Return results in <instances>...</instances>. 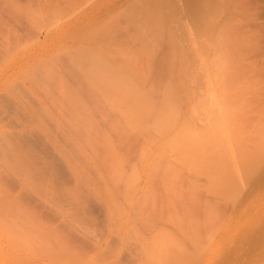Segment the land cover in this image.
Returning <instances> with one entry per match:
<instances>
[{"label":"rangeland","instance_id":"1","mask_svg":"<svg viewBox=\"0 0 264 264\" xmlns=\"http://www.w3.org/2000/svg\"><path fill=\"white\" fill-rule=\"evenodd\" d=\"M158 1L162 15L156 0H112L45 48L67 72L68 131L83 148L96 137L89 156L103 165L90 164L99 173L82 188L86 208L67 201L47 232L0 221V264H264V0ZM76 3L32 10L25 28L15 18L31 10L0 0V67L76 15Z\"/></svg>","mask_w":264,"mask_h":264},{"label":"bare ground","instance_id":"2","mask_svg":"<svg viewBox=\"0 0 264 264\" xmlns=\"http://www.w3.org/2000/svg\"><path fill=\"white\" fill-rule=\"evenodd\" d=\"M83 1H85L86 3ZM14 2H16L17 4H21V7L31 10L30 13H25L24 15L23 13L20 12L22 14V17H19L20 14L19 16H17L18 14L16 15L15 20L18 26L20 25L25 28L26 26H23L25 23L30 24L31 18L28 16V14H31V16L35 15L34 11L32 10H39L43 15L46 16L47 12L53 8L60 9L78 2L74 5L76 6V8H78V13L74 15L70 20L58 26L53 32L46 33L34 39L30 49L25 51L20 58L18 57L19 58V59L17 58L18 60L12 61L10 63H6L4 66L0 67V110L5 109L3 111H6L7 114L8 110L11 109L12 112L14 113H12L9 110V112L11 113L8 114H14V115L17 114L16 116H18V118L21 119V122L19 121L17 123L16 122L14 123V121L17 120L15 116L14 117L16 119L14 121L12 120L13 122L10 120V118L8 119L6 117L5 121L7 125L6 124L5 125L9 130L12 128L13 123L16 124V126L17 125L18 126L15 127L13 125L14 126V129L12 128L13 131L9 132L8 134H4V131L2 133V131L0 130V141H2V143H0V221L2 222L10 221V223L12 222L16 223L19 226L20 225L35 226L36 224H39L45 227L47 226L52 227L53 224H58V222H61L65 219L64 215L66 208L68 209L71 206L69 203L72 202V200H77V201L79 200L78 202H82L79 203L80 207L84 201L86 202V198H84L85 195L84 194H83L84 196L82 195L83 192L82 188L83 186L88 184V182H90L92 185L94 184L91 176L92 173L94 172V169H96L92 165L91 168L90 164L94 163L96 166L99 167V165L100 166L103 165V162L100 164L98 163L99 160L95 161L96 163L91 161L92 158L96 156L98 152L96 151L98 149H96L97 147L95 145H99L97 143L95 145L93 144L95 147L94 146L92 147V145H90L93 139H95L94 141L97 140L96 137H94V134H96L97 136V133H95V131L94 133L91 134L92 137L94 138H90L89 141L91 142L90 143L88 142L87 145H84V148L82 145L83 141L81 137L78 136L79 134H77L76 130L71 129L72 131L76 132L74 134L72 133V131L70 130L68 131L69 127L67 125L69 123L68 122L69 120L67 121L66 117H68L69 115L66 114L68 113V108H67L68 105H66L67 96L65 95V92L69 88L65 86V84L68 86L67 81H64V75L67 74V72L63 74L65 68L63 67L64 65L63 66L61 65V63H58V66L60 64L62 69L59 67L58 69H55L57 68L55 67L57 63H53V62L48 63L49 61L46 58L47 52H45V48H48L53 42L62 39L64 36L68 34L73 35L78 33L80 30L84 29L85 24L95 21L94 19H97L99 15L101 16L105 12L112 10V0H97V1L96 0H14ZM81 2H83L84 7H82L83 5H81ZM158 2L159 1L156 0L157 5L155 6L156 8L153 9L154 12L158 13V15L160 12L162 15V11L159 8V6L161 5H159ZM25 18L27 19V22L26 21L24 22ZM127 45L128 44H126V46ZM92 49L91 51L88 50L89 53L88 51L85 53L86 50L84 51L83 57L88 56L87 58L83 59L81 56L83 54H81L79 56L80 58H78L77 56V59L89 60L92 58L91 56L97 57L96 54L94 53L96 52V50L93 52ZM74 58H76V56ZM92 61L93 59H91V62ZM76 62L78 63V60ZM81 62L83 61H79V63ZM85 62H83L82 65ZM91 62L90 64L93 63ZM53 64H54L53 67L55 68L52 67ZM90 66L91 65H89V67ZM75 70H77V68ZM70 77H72V75H70ZM73 79H75V76ZM18 80L21 83L20 84L21 88H19L18 84L16 86H15L16 83L13 84ZM78 87L80 88V86ZM66 94H68V92H66ZM3 114L5 115V112H3ZM2 118H0V124H2V122L3 123L5 122L3 120L4 118L3 119ZM9 121L10 123H12V125L9 123ZM74 125L77 127L78 124L76 125L75 123ZM74 125L72 128H76ZM6 126L4 127L6 128ZM10 126L11 128H9ZM73 135L75 136L74 138ZM69 137L71 138V140L75 141V143L74 142L69 143L70 142ZM40 147H42L43 150ZM88 148H90L89 149L90 151L88 150ZM100 149L99 152L101 151ZM110 153L112 154V150L110 151ZM89 154L92 155L93 157L92 156L90 157ZM111 154H107L108 157ZM106 168L104 167L105 169L104 171L106 172L109 171L106 170ZM102 169L103 168L101 167V171H103ZM65 170L69 171V173L67 171L66 173L68 174L71 173L72 181L70 182L72 183L70 182L65 183V180L67 179ZM90 171L92 173H89ZM97 173H99V170ZM97 173L95 174L94 172L95 178H98L96 177L98 176ZM108 178L110 179L111 177ZM68 180H70L69 177L67 179V182ZM103 180L105 179L103 178ZM66 184H68L69 186H67ZM70 185L72 187L71 189H70ZM66 187H69L70 190H68ZM108 187L109 186L107 184V188ZM109 190L110 189L108 188L107 191L109 192ZM67 201H70L68 202L69 207H66L67 205L65 206V204H67ZM53 206H55V209L56 208L57 209L54 210ZM72 206H75V204L74 205L72 204ZM83 206L84 204L82 205V208ZM75 207L80 208L79 206L77 207V205ZM51 209L55 212L53 213ZM80 209L79 210L74 209V211L76 210L75 212H78L80 211ZM84 210L85 209H83L80 213L78 212L77 214L76 213L75 214L77 216L78 214L79 215L81 214L82 217L83 216L82 214H84L83 213ZM67 213L68 212H66V214ZM108 214L107 216L110 217L109 215L111 214L109 215ZM108 217H107V221L109 219ZM110 220L112 221V219ZM111 221L109 223H112ZM57 226L60 228L63 227V225L62 227L59 225ZM58 227L57 229H59ZM47 229L48 227L45 228L46 232ZM57 229H55V231ZM50 230L52 233L51 228ZM58 233L60 232L58 231ZM64 234L62 233L61 236L63 237ZM57 236H55L56 239ZM62 237L57 240L55 239L56 246H57L56 241H58V246H59L60 244L59 240L62 239ZM66 238L67 237H65V240ZM72 238L75 239L74 237ZM64 241H62L61 244H63ZM67 242L70 243L69 241H66L65 243L67 244ZM49 244L48 246L50 247L51 242ZM71 244L74 243L71 242ZM77 246L79 247L81 245H77ZM70 247H72V245ZM81 247H79V249ZM72 249L73 247L71 248V250ZM68 250L65 249L64 251H68ZM47 251L49 252V250ZM56 251L58 252V250ZM53 253L51 254L55 255ZM76 253H80V252L76 251ZM57 255L60 254L58 253ZM61 256L64 255L61 254ZM59 258L57 256L58 260H60Z\"/></svg>","mask_w":264,"mask_h":264}]
</instances>
